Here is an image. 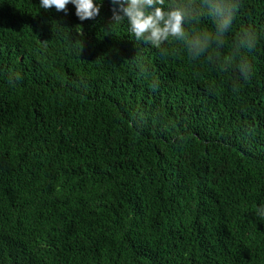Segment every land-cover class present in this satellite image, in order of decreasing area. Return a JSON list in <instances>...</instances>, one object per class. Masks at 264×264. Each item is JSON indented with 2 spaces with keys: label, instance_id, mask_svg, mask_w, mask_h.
<instances>
[{
  "label": "trees",
  "instance_id": "obj_1",
  "mask_svg": "<svg viewBox=\"0 0 264 264\" xmlns=\"http://www.w3.org/2000/svg\"><path fill=\"white\" fill-rule=\"evenodd\" d=\"M97 2L0 0V264H264V0L160 47Z\"/></svg>",
  "mask_w": 264,
  "mask_h": 264
},
{
  "label": "clouds",
  "instance_id": "obj_2",
  "mask_svg": "<svg viewBox=\"0 0 264 264\" xmlns=\"http://www.w3.org/2000/svg\"><path fill=\"white\" fill-rule=\"evenodd\" d=\"M113 5L112 20L119 24L126 21L130 33L136 40L143 41L153 47H160L169 38L185 39L184 24L188 18L187 7L177 0H110ZM75 6V15L80 21L95 19L100 12L99 2L94 0H40V6L47 10L55 8L58 12L67 14V5ZM209 14L216 18L215 37L217 43L229 29L235 12L238 10L239 0H201ZM211 38L204 36L197 38L190 44L193 56H199L209 46ZM255 41L251 33L241 39V45L251 49ZM251 71L250 66L243 65L241 73L245 76ZM264 206L257 208V215L264 218Z\"/></svg>",
  "mask_w": 264,
  "mask_h": 264
}]
</instances>
